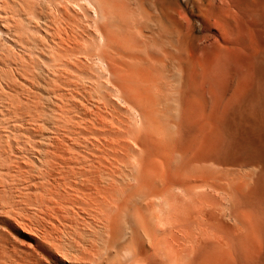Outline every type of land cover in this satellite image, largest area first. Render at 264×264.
<instances>
[{
	"label": "bare ground",
	"instance_id": "bare-ground-1",
	"mask_svg": "<svg viewBox=\"0 0 264 264\" xmlns=\"http://www.w3.org/2000/svg\"><path fill=\"white\" fill-rule=\"evenodd\" d=\"M0 264H264V0H0Z\"/></svg>",
	"mask_w": 264,
	"mask_h": 264
}]
</instances>
